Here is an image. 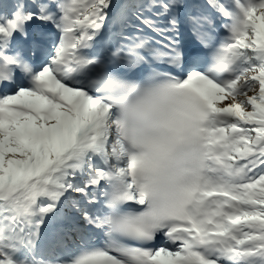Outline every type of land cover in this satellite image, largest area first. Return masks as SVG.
I'll list each match as a JSON object with an SVG mask.
<instances>
[{"label": "snow or ice", "instance_id": "snow-or-ice-1", "mask_svg": "<svg viewBox=\"0 0 264 264\" xmlns=\"http://www.w3.org/2000/svg\"><path fill=\"white\" fill-rule=\"evenodd\" d=\"M0 264H264V0H0Z\"/></svg>", "mask_w": 264, "mask_h": 264}]
</instances>
